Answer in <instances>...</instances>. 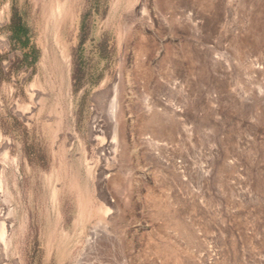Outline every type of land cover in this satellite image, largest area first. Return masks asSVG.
Here are the masks:
<instances>
[{
    "label": "rangeland",
    "instance_id": "rangeland-1",
    "mask_svg": "<svg viewBox=\"0 0 264 264\" xmlns=\"http://www.w3.org/2000/svg\"><path fill=\"white\" fill-rule=\"evenodd\" d=\"M0 194V264H264V0H0Z\"/></svg>",
    "mask_w": 264,
    "mask_h": 264
},
{
    "label": "bare ground",
    "instance_id": "bare-ground-1",
    "mask_svg": "<svg viewBox=\"0 0 264 264\" xmlns=\"http://www.w3.org/2000/svg\"><path fill=\"white\" fill-rule=\"evenodd\" d=\"M157 120V119H156ZM155 120V121H156ZM153 119L152 120H150V122H149V127L150 128H154L155 127V122ZM156 123H157V121H156ZM147 129V128H146ZM97 131L99 132V128L97 127V126H94V128H93V132H96L97 133ZM119 129H118V126L117 127H115L114 128V130H113V134H114V137H117L118 135H119ZM113 143H115V142H113ZM118 146V145H117ZM112 150V149H111ZM2 190V189H1ZM2 194V193H1ZM1 194H0V197H1ZM6 231L5 230H3V232H2V234H1V241H2V246L4 247V249L5 250H7L8 249V247H9V243H8V241H7V238H6ZM8 236H9V234H8Z\"/></svg>",
    "mask_w": 264,
    "mask_h": 264
}]
</instances>
